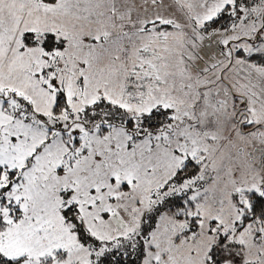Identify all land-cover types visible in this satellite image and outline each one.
Instances as JSON below:
<instances>
[{"label":"snow or ice","instance_id":"obj_1","mask_svg":"<svg viewBox=\"0 0 264 264\" xmlns=\"http://www.w3.org/2000/svg\"><path fill=\"white\" fill-rule=\"evenodd\" d=\"M0 264H264V0H0Z\"/></svg>","mask_w":264,"mask_h":264}]
</instances>
